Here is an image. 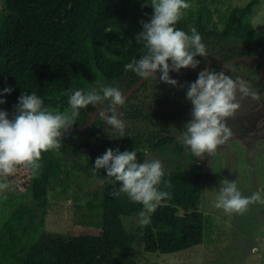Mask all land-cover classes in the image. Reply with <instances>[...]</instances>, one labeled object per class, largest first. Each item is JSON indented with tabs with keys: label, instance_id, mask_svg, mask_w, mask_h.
Masks as SVG:
<instances>
[{
	"label": "trees",
	"instance_id": "16d2710c",
	"mask_svg": "<svg viewBox=\"0 0 264 264\" xmlns=\"http://www.w3.org/2000/svg\"><path fill=\"white\" fill-rule=\"evenodd\" d=\"M0 10V96L6 102L3 110L11 118L18 98L35 92L44 99V105L53 112L70 110L68 92L75 89L97 87V81L106 86H118L122 92L130 88L139 77L134 71L125 70V64L144 54L143 41L136 35L142 30L132 31L127 25L130 4L134 0H2ZM217 2L218 0H213ZM190 7L176 24L186 32L195 27L206 45L208 57L201 68H205L211 55L219 54L223 60L247 54L264 57V38L253 24L256 6L261 0H249L243 6L229 8L215 19V9L203 0H186ZM152 0H136V5L149 21L154 9ZM219 23L223 26L219 27ZM131 33L130 47H118L121 38ZM203 58L197 56L196 58ZM256 66L258 83L264 90L260 72L262 60H252ZM244 61L235 62L241 65ZM224 65L213 59L212 70L219 72ZM197 70L181 74L187 82L198 78ZM156 75L126 99L120 112L130 121L151 120L157 117L145 113L143 105L137 104V94L149 89ZM4 88H12L4 93ZM184 107L191 111L183 88ZM105 101L102 106H107ZM264 104V100H263ZM99 107V106H97ZM97 107L88 105L80 110L74 125L88 122ZM155 125L144 130L130 132L119 137L99 115L88 129L64 135L58 151L67 156L90 150L93 160L108 148L136 150L139 162L147 160L148 151L160 150L176 138L167 135L165 127ZM90 134L93 142L83 136ZM180 152H183L182 144ZM42 152V167L31 173L32 200L23 202L0 232V257H7L12 264H138L132 256V246L137 241L140 227L138 213L142 204L132 202L126 194L119 198L112 195L113 181L105 169L96 170L102 188L96 192V200L78 205V223L95 226L97 232L66 235L48 229L44 225L47 213L48 192L54 174L52 153ZM204 169L200 164L171 171L164 181L171 186L161 191L170 193V198L159 202L145 225L144 249L146 252L172 253L201 244L204 238L205 214L202 210L204 198ZM120 187L119 182L115 188ZM123 218L133 220V228L127 229ZM135 220V222H134ZM39 225L41 226L39 228ZM5 236L9 239L4 244Z\"/></svg>",
	"mask_w": 264,
	"mask_h": 264
},
{
	"label": "rangeland",
	"instance_id": "374dc122",
	"mask_svg": "<svg viewBox=\"0 0 264 264\" xmlns=\"http://www.w3.org/2000/svg\"><path fill=\"white\" fill-rule=\"evenodd\" d=\"M203 1L215 9L214 17L218 19L220 13L223 15L229 8L243 6L249 0ZM2 9L3 1L0 0V10ZM141 21L145 19L134 0L130 4V16L126 24L131 26L132 31H137L142 27ZM253 24L264 38V0L256 6ZM222 26L219 23V27ZM130 38L131 33L121 38L118 47L123 50L129 48ZM196 59L203 63L205 57ZM220 71L233 79L245 80L259 98L247 96L242 100L240 111L227 121L232 136L214 154H205L206 157L202 160L181 143L186 123L191 119V111L184 107L187 102L183 97V88L160 81V73H157L149 89L137 94L135 101L144 106L145 113L157 117L136 121L121 117L126 125L125 129L130 132L142 131L147 127L155 129L156 124L165 127L166 134L176 138V141L160 150L147 152V160L159 159L165 170L159 189L166 176L175 169L195 164L202 165L204 169L205 190L201 207L205 214V224L202 243L172 253L146 252L145 225L140 224L137 241L132 246V256L138 264H264V205H250L244 214H226L213 205L225 179L235 180L238 189L245 196H251L264 187V90L258 83L256 66L252 60H244L241 65L232 62L224 65ZM169 75L178 80L179 84L186 83L178 72H170ZM107 130L115 131L114 128H103L101 132ZM83 136L88 142H93V137L88 133L77 135L79 138ZM178 142L184 147L182 153ZM52 162L54 174L48 192L47 213L44 225H39V228L66 235L97 232L95 226L78 223V215L82 213H77L78 205L96 200V192L103 185L95 176L93 154L88 149L75 156L55 151L52 153ZM31 173L30 170L19 167L15 175L7 177L9 188L0 192V232L7 227L15 210L23 202L32 200L29 187ZM3 179L0 177V180ZM123 221L127 229L133 228V220L123 218ZM8 239L5 236V245ZM0 264L12 263L7 257H0Z\"/></svg>",
	"mask_w": 264,
	"mask_h": 264
},
{
	"label": "clouds",
	"instance_id": "9594fccd",
	"mask_svg": "<svg viewBox=\"0 0 264 264\" xmlns=\"http://www.w3.org/2000/svg\"><path fill=\"white\" fill-rule=\"evenodd\" d=\"M154 9L149 21H141L142 30L136 41H143L146 51L139 59L125 64V70L134 71L141 78H151L160 73L159 80L173 87L186 88V99L191 102V119L186 123L181 143L188 146L192 154L204 159L212 155L218 147L232 136L228 126L229 118L240 111L241 102L247 96L258 99L250 85L241 78L233 79L222 71L202 70L194 82L179 84L170 72L182 68L195 69L200 60L197 56L208 57L206 45L195 27L189 32L178 29L176 24L182 19L184 10L190 7L186 0H152ZM171 61V64L169 63ZM97 87L75 89L68 92L70 110L53 112L44 105V99L35 92L23 93L14 105L15 113L0 110V192L9 188L7 177L16 174L19 167L36 174L42 167V152L59 150L64 134L76 123L80 110L88 105L99 106L98 115L108 125L125 136L126 125L120 118L126 95L118 86H106L97 81ZM12 88H4L11 93ZM239 94V95H238ZM109 101L106 107H101ZM0 98V104L5 103ZM94 170L105 169L107 177L112 178V195L119 198L123 193L134 203L142 204L138 213L139 223H150V215L159 202L170 198V193L161 191L159 186L165 170L159 159L139 162L137 151L108 148L95 159ZM119 182L120 187L115 188ZM170 187V181L163 182ZM264 205V187L245 196L238 189L235 180L222 181L219 193L213 202L217 209L226 214H244L250 205Z\"/></svg>",
	"mask_w": 264,
	"mask_h": 264
},
{
	"label": "water",
	"instance_id": "95a60500",
	"mask_svg": "<svg viewBox=\"0 0 264 264\" xmlns=\"http://www.w3.org/2000/svg\"><path fill=\"white\" fill-rule=\"evenodd\" d=\"M214 58H217L223 65H227V64H230L232 62L244 61V60H262V61H264V57H259V56L250 55V54H247V55H244V56H241V57H236V58H233V59H228V60H223L222 57L219 54H215V55H211L208 58L207 65H206L205 68H201L198 65L195 69H193V68H182V69H180V71L178 73L184 74V73H187V72H189L191 70H197L198 72H201L202 70H205V69H211ZM169 63L171 64V61H169ZM260 72H261V75H262V79L264 81V65L261 67ZM149 79L150 78H147V79L140 78L130 88L125 90L123 93H125L126 99L129 98L133 93H135L139 88H141V86L145 82H147ZM0 98H1V96H0ZM101 107H105V106L101 105ZM117 109L121 110V108H119V106H117ZM0 110H3V104H0ZM98 112H99V107H97L96 110L93 112V114L91 115V118H90V120L88 122H86L84 124L73 125L72 128L69 129L68 132L65 133L64 135H67L70 132H74V131H78V130H85V129L90 128L95 123V121L97 120ZM121 113H122V115H121V117H122L123 116V112H121Z\"/></svg>",
	"mask_w": 264,
	"mask_h": 264
}]
</instances>
